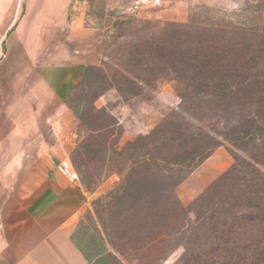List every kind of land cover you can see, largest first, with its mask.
Listing matches in <instances>:
<instances>
[{"label":"rangeland","instance_id":"374dc122","mask_svg":"<svg viewBox=\"0 0 264 264\" xmlns=\"http://www.w3.org/2000/svg\"><path fill=\"white\" fill-rule=\"evenodd\" d=\"M77 1L73 13L103 33L102 65L80 83L68 101V111L48 135L71 141L69 156L56 166L66 163L73 179L89 192L106 188L82 220L78 240L91 254H112L99 264H175L184 247L176 239L162 244V170L168 167L162 159L179 162L196 146L211 145L207 135L225 129L210 116L219 102L192 97L182 103L172 77L162 76V35L175 23L191 21L264 28V0ZM22 3L0 0V40ZM136 50L145 58L153 53L155 63L139 67L130 62V53ZM124 69L131 76L146 77V82L118 84L116 74ZM110 89L119 98L111 96L101 104L104 100L99 98ZM133 91L142 92L162 109L161 120L148 132H128L115 115L120 104L133 98ZM187 124L190 132L198 134L193 136L195 141L186 134ZM251 151L248 144L237 148L222 140L210 154L192 163L176 187L180 203L190 210L236 162V156L251 162ZM154 238L158 239L147 245Z\"/></svg>","mask_w":264,"mask_h":264},{"label":"crops","instance_id":"0c3cea01","mask_svg":"<svg viewBox=\"0 0 264 264\" xmlns=\"http://www.w3.org/2000/svg\"><path fill=\"white\" fill-rule=\"evenodd\" d=\"M77 0H23L0 40V264H99L79 242L105 187L89 192L56 163L70 138L48 135L88 73L102 65L103 33L73 13ZM110 89L99 100L116 97ZM140 94L115 111L128 132L162 116Z\"/></svg>","mask_w":264,"mask_h":264},{"label":"trees","instance_id":"16d2710c","mask_svg":"<svg viewBox=\"0 0 264 264\" xmlns=\"http://www.w3.org/2000/svg\"><path fill=\"white\" fill-rule=\"evenodd\" d=\"M130 54V62L139 67L155 63L153 53L148 52V58L137 50ZM128 71L116 74L118 84L146 82V77L124 73ZM162 76L172 77L182 103L192 97L219 102L210 116L225 129L207 135L211 145L196 146L179 162L162 159L168 166L162 170V244L176 239L184 247L175 264H264V28L175 23L162 35ZM141 93L133 91L132 96ZM185 127L187 135H198ZM222 140L237 148L250 145L252 161L236 156L188 210L178 200L176 187L192 163Z\"/></svg>","mask_w":264,"mask_h":264},{"label":"built area","instance_id":"2783aa9c","mask_svg":"<svg viewBox=\"0 0 264 264\" xmlns=\"http://www.w3.org/2000/svg\"><path fill=\"white\" fill-rule=\"evenodd\" d=\"M57 168L62 174H64V175H66V176H68V177L73 179L74 176H73L72 170L66 163H60L57 166Z\"/></svg>","mask_w":264,"mask_h":264}]
</instances>
